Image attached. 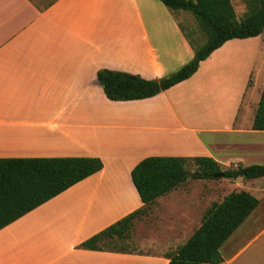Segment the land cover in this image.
<instances>
[{"label":"crops","instance_id":"1","mask_svg":"<svg viewBox=\"0 0 264 264\" xmlns=\"http://www.w3.org/2000/svg\"><path fill=\"white\" fill-rule=\"evenodd\" d=\"M35 1L0 0V159L93 157L103 168L0 230V264H167L165 256L78 246L142 207L130 172L146 157H209L231 168L261 160L264 131L252 122L264 44L257 65L247 59L233 72L234 39L154 97L117 102L104 95L99 102V70L158 79L192 59L179 16L158 0ZM185 108L195 109V124H187ZM197 133L244 140L216 154ZM26 219L29 233H2ZM257 238L230 250L225 242L221 264H264L248 248Z\"/></svg>","mask_w":264,"mask_h":264},{"label":"trees","instance_id":"2","mask_svg":"<svg viewBox=\"0 0 264 264\" xmlns=\"http://www.w3.org/2000/svg\"><path fill=\"white\" fill-rule=\"evenodd\" d=\"M171 13H189L204 35L181 28L193 50L192 59L177 71L158 79H144L120 71L99 70L97 82L110 101L124 102L154 97L189 79L213 51L234 39H249L264 32V0H246V12L236 19L230 0H158ZM252 130L264 131V86L252 122ZM196 169L189 173L187 164ZM103 168L93 157H62L34 159H0V230L45 204L70 187L98 173ZM230 180H255L264 177V166H238L222 170L209 157L150 156L131 170L133 186L142 207L111 224L79 244L92 251L126 253L107 248V242L130 239L135 220L147 214L155 201L183 185L186 180H212L217 174ZM259 204L246 190L232 191L204 212L199 227L175 250L165 254L167 264H221L220 249Z\"/></svg>","mask_w":264,"mask_h":264},{"label":"rangeland","instance_id":"3","mask_svg":"<svg viewBox=\"0 0 264 264\" xmlns=\"http://www.w3.org/2000/svg\"><path fill=\"white\" fill-rule=\"evenodd\" d=\"M230 1L236 19H240L246 12V0ZM49 2L50 0L35 1L41 7H45ZM176 14L179 16L183 28L187 32L195 33L199 42H203L204 35L193 17L189 13L182 11L176 12ZM236 41L238 43L228 49V55L233 59L231 61L233 72L237 71V67L241 68L245 64H250L247 59L251 60V62L255 61L256 65L259 64L264 44V32L254 38ZM237 46L244 50L234 53L233 49ZM240 58H244L246 60L245 63L240 61ZM95 85L100 86L97 79L95 80ZM102 98H105L103 93L97 96L96 100L100 102ZM44 99L42 100L43 103L45 102ZM183 111L189 114L190 119H188L187 124L190 122L195 124L196 120L193 118L195 109L185 108ZM196 136L201 138L203 143L216 154L228 150L224 148L223 144H235L244 140L239 135L227 137L219 134L197 133ZM258 159L261 160H253L250 164L264 165V156H259ZM227 168L231 167H221L222 170ZM187 169L189 173H192L196 169V166L193 162H189ZM241 190L250 191L258 199L259 204L226 241L227 245L224 249L230 250L235 248L239 244H243L250 237L258 235V238L248 248L258 252L264 258V178L258 180H245L241 178L230 180L221 177L212 180H200L189 177L183 185L170 192L164 198L159 199L155 204H152L145 216L134 221L130 230V239L108 241L106 247L124 250L132 254L165 256L166 253L175 250L179 245L183 244L191 235V232L195 231L204 212L212 203L220 202L225 195L232 191ZM27 223L32 224V222L26 219L2 233H29L30 231H25L24 225ZM12 254L16 253H11L10 255L12 256ZM15 257L17 258V254Z\"/></svg>","mask_w":264,"mask_h":264},{"label":"water","instance_id":"4","mask_svg":"<svg viewBox=\"0 0 264 264\" xmlns=\"http://www.w3.org/2000/svg\"><path fill=\"white\" fill-rule=\"evenodd\" d=\"M221 177H223V174L222 173L217 174L215 178H221Z\"/></svg>","mask_w":264,"mask_h":264}]
</instances>
